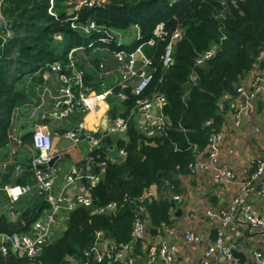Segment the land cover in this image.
Masks as SVG:
<instances>
[{
    "label": "trees",
    "instance_id": "16d2710c",
    "mask_svg": "<svg viewBox=\"0 0 264 264\" xmlns=\"http://www.w3.org/2000/svg\"><path fill=\"white\" fill-rule=\"evenodd\" d=\"M48 4L49 0H3L1 6L11 35L0 44V208L8 202L7 186L34 181L30 161L36 152L28 131L31 123L24 122L25 107L34 97V87L47 64L65 63L70 49L84 46L86 59L79 57L76 66L83 71L92 91H99L106 78L99 76L98 63L104 58L108 67L112 64V51H130L140 46L151 60V80L140 95L131 94L127 88L122 90L125 99L110 102L109 119L124 118L127 130L124 137L111 134L101 139L96 153L106 165L99 181L90 189L91 205L66 212L64 229L57 236L55 232L36 258L0 255V264H68V257L90 264H125L107 259L96 262L84 252L93 245L98 230L116 246L128 243L139 204L147 211L149 227L161 231L172 225L175 200L169 192H180L178 176L188 173L187 164L194 158L193 147L203 150L209 136L221 129L222 97L236 95V87L257 65L264 51V0H237L235 4L230 0H104L91 7L82 5L79 10H74L77 0H54L55 16L47 13ZM84 9L85 20H94L99 28L120 32L135 26L137 38L129 45L97 42L86 47L92 39L103 35V30L87 34L71 28L70 17ZM158 24L166 35L163 39L154 38L150 45L148 40L154 37ZM180 27L183 33L173 44L171 63L163 67L162 56L169 36ZM98 45L108 47L109 51L95 49ZM211 46H216L215 54L196 65L197 56ZM114 91L120 89L115 87ZM153 93L164 96V124L147 136L138 128L134 110L137 100ZM15 118L20 129L27 128L20 131L19 143L11 142L9 137ZM19 118L24 119L20 122ZM9 144L14 146L15 153H10ZM113 146L124 152L116 161L106 154ZM17 165L20 171L15 170ZM254 169L251 167L249 173ZM152 185L161 195L138 201ZM15 205L18 216L14 221L6 212H0V232L26 233L47 209L43 197L36 194L23 195ZM109 205L114 207L108 209ZM129 255L140 262L145 253L135 243Z\"/></svg>",
    "mask_w": 264,
    "mask_h": 264
},
{
    "label": "built area",
    "instance_id": "2783aa9c",
    "mask_svg": "<svg viewBox=\"0 0 264 264\" xmlns=\"http://www.w3.org/2000/svg\"><path fill=\"white\" fill-rule=\"evenodd\" d=\"M53 1L49 0L47 13L55 16L53 11ZM78 4L74 10H79L82 5L91 7L99 4L104 0H77ZM176 0H171L174 2ZM3 0H0V44L2 45L7 37H10V26L8 20L3 16L1 11ZM235 4L237 0H230ZM80 13H74L71 17V28L81 30L84 33L91 31L98 32L99 35L92 39L86 47H92L95 43H104L116 45L123 44L120 39V33L105 28L97 27L94 20H80ZM166 32L161 24L155 26L153 30V38L148 40L150 45L154 44V38H164ZM180 30L174 31L169 36L164 53L162 56V66L166 67L171 63V51L173 44L180 38ZM84 46H77L70 49L67 53V61H54L47 64L45 70L41 72V80L35 85V95L25 107L26 124L29 122V133L32 146L36 154L32 156L30 167L33 173V183L26 185L13 184L6 187L8 202L4 205V209L11 221L17 219L16 202L25 194H36L43 197L47 203V209L43 215L35 220L29 231L26 233L19 232H0V255L12 254L17 257H27L29 259L36 258L42 250V247L50 242L51 238L58 228V222L64 219L62 212H68L79 206H89L93 201L91 187L96 184L102 174L106 161L100 158L96 151L100 148L101 139L107 135L115 134L121 137L125 136L127 130V121L124 118L116 117L108 119L106 125L96 127L94 129L87 128L83 120H77L73 125L67 128L64 135L76 144L80 140H85L88 144V154L78 164L71 165L67 172L61 175L59 168L55 163H50L55 159V153L52 146V134L46 125L35 122L36 118L47 120L48 122L68 123L70 117L79 111H85L96 115L100 104H105L109 96L118 100L125 99L122 90L129 88L131 94L140 95L147 87L151 80L150 65L151 60L146 57L141 47L138 46L134 50L112 51V57L116 61L114 70L118 72V76L114 79L112 85L103 89L101 92L92 94L91 87L83 83V71L77 68L78 58L84 56ZM95 49L107 50L108 47L97 46ZM216 51V46L201 52L195 59V64L200 65L204 61L210 59ZM98 73L100 77L108 78L112 75L113 69L107 67L106 60L103 58L98 63ZM191 81L195 80V75L190 76ZM85 80V79H84ZM105 83L101 82L100 86ZM115 87L120 91L115 92ZM236 95L244 97V104L234 113V126L239 124V116L242 110H251L256 103L264 105V70L253 67L244 77V82L236 87ZM111 98V97H109ZM164 96L153 93L149 98L139 99L134 110V118L138 128L147 136H150L160 130L164 124L162 115V106L164 104ZM17 117V115H16ZM12 127L9 134L10 140L19 143V135L21 129L16 124ZM223 139L222 130L213 132L207 141L203 150L193 147L194 158L187 164L189 174L198 172L209 176L211 180L218 185L232 183L236 180V175L227 166L220 162L221 144ZM12 144V143H11ZM9 144L10 153H15L16 149ZM262 154L258 159L252 162L255 167L253 172H248V177L243 181L237 191L234 193L229 203L219 211V219L221 228L216 231V236L212 242L202 251L198 264H226L233 260L231 255L232 246L225 244L223 233L226 227H235L236 221L241 220L249 229L258 231L261 234V242L264 248V215L258 214L253 204L248 200V194L252 191V182L264 170V138L261 139ZM107 158L116 161L119 156H124L123 150H117L116 158L113 159L108 154ZM232 152V150H229ZM15 170L20 171L17 165ZM62 182L61 184H59ZM157 188L152 185L146 188L138 201L144 199L156 198ZM178 200L179 195L173 197ZM114 205L107 208L112 209ZM210 213V212H208ZM163 231L168 234L173 232V226H164ZM149 226L147 225V211L144 206L137 205L136 216L133 223L131 238L128 243L116 246L112 239L104 236L103 232L98 230L95 233L94 243L85 251V256H90L96 262L105 259L119 261L125 264H136L137 261L129 254L133 244L138 243L144 255V264H169L176 259L177 245L174 243L166 244L152 242L148 239ZM184 240L196 245L202 244L201 235L192 231L184 232ZM68 264H90L86 261L77 260L73 257L67 258ZM28 264H33L32 262ZM248 264H264V249L254 250L251 253Z\"/></svg>",
    "mask_w": 264,
    "mask_h": 264
},
{
    "label": "crops",
    "instance_id": "0c3cea01",
    "mask_svg": "<svg viewBox=\"0 0 264 264\" xmlns=\"http://www.w3.org/2000/svg\"><path fill=\"white\" fill-rule=\"evenodd\" d=\"M255 67L264 70V51L261 52L259 62ZM242 82H244V78L240 83ZM114 99L116 98H108L105 104H100L95 116L92 113H89L90 116H86L87 112L84 116L77 115V113L85 111H79L72 115L69 122L66 123L68 128L79 119L83 120L87 128L91 129L106 125L109 119L107 112L110 102ZM243 104L244 97L241 95H224L219 102V108L223 111V124L221 126L223 139L219 159L223 165L233 170L236 180L232 183L218 185L209 176L201 172L179 175L180 192L175 194L169 192L172 198L175 195L180 197L178 200L173 198L175 200V208L171 214L173 232L168 234L157 229L154 235L148 237L150 241L157 242V244L174 243L177 245L176 259L169 264H198L203 249L212 242L216 231L221 228L219 211L226 207L239 185L247 179L249 169L253 167L252 162L258 159L263 152L261 139L264 138V105L256 103L253 109L242 110L239 116V124L234 126V113ZM23 119L19 118L18 121L22 122ZM35 122L48 127L52 134V146L55 153L54 163L59 168L61 175L65 174L68 168L75 163L65 164L60 161L72 149L74 150L73 156H82L84 153L82 147H77L78 142L73 144L64 135L67 128L61 127L59 122L51 123L39 118H36ZM26 129L22 128L21 131ZM80 158L78 157L79 161ZM159 194L161 195V192L157 190V196ZM247 197L258 214L264 215V170L253 180L252 191ZM235 221V227L224 228L223 238L225 244L245 255V262L239 263L233 257L232 262L226 264H248L252 251L264 249L261 234L249 229L241 220ZM187 230L201 235L202 244L196 245L186 242L183 235ZM136 261V264L145 263L144 257L140 258V262L139 260Z\"/></svg>",
    "mask_w": 264,
    "mask_h": 264
},
{
    "label": "rangeland",
    "instance_id": "374dc122",
    "mask_svg": "<svg viewBox=\"0 0 264 264\" xmlns=\"http://www.w3.org/2000/svg\"><path fill=\"white\" fill-rule=\"evenodd\" d=\"M120 39H121V42L125 45H129L130 43H132L136 38H137V33H138V30L135 26H130L129 28L127 29H124V30H121L120 32ZM109 57H111V61H112V64H110L108 67L111 68V69H115L116 67V61L115 59L112 57V54L109 55ZM118 76V72L116 70L113 71L112 75L108 78L105 79V85L101 88L99 91H92L91 92V95L92 94H96L97 92H101L103 89L109 87L110 85H112L114 79ZM109 97H112V96H109ZM108 97V98H109ZM86 112H79L77 113L78 116H84ZM90 114L87 113L86 116ZM80 118V117H79ZM58 124H60L61 127H64V128H68L67 124L66 123H63V122H59ZM78 146H81L84 153L82 154V156H78V157H81L80 158V161L78 160V157H75L73 156L72 152H74V150H70L69 151V154H65L66 156L63 157V159L60 161L61 163H65V164H72V163H75V164H78L80 163L81 161H83V159L85 158V155L87 156L88 154V145H87V142L85 140H80L77 144V147ZM84 157V158H83ZM77 159V160H76ZM0 212H6L5 209L3 208H0ZM61 216H66V212H62ZM64 224H65V221L64 219L60 220L58 222V228L56 229V236L58 234L61 233V231L64 229Z\"/></svg>",
    "mask_w": 264,
    "mask_h": 264
},
{
    "label": "water",
    "instance_id": "95a60500",
    "mask_svg": "<svg viewBox=\"0 0 264 264\" xmlns=\"http://www.w3.org/2000/svg\"><path fill=\"white\" fill-rule=\"evenodd\" d=\"M86 12H87L86 9H84V10H82V11L80 12V14H79V19H80V20H82V19L85 17ZM179 29H180V33L182 34V33H183V30L181 29V27H180ZM83 83H85V80H84V79H83ZM117 150H118V149H117L116 146H113L110 150H108V154L110 155L111 158H113V159L116 158ZM54 160H55V159H52V160L50 161V163H51V164L54 163ZM156 232H157V229H156V228L149 227V233H150L151 235H154ZM231 255H232L234 258H236V259L238 260L239 263H244V262H245V255H244L242 252L236 250L235 248H231Z\"/></svg>",
    "mask_w": 264,
    "mask_h": 264
}]
</instances>
